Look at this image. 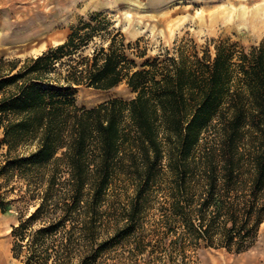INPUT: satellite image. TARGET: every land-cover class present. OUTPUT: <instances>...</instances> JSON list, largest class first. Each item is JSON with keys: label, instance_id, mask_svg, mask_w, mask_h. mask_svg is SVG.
Here are the masks:
<instances>
[{"label": "trees", "instance_id": "1", "mask_svg": "<svg viewBox=\"0 0 264 264\" xmlns=\"http://www.w3.org/2000/svg\"><path fill=\"white\" fill-rule=\"evenodd\" d=\"M79 35L19 70L0 59L9 149L0 180L20 178L40 198L14 229L26 263L101 264L143 239L137 224L164 174L173 179L169 218L182 221V235L237 253L251 248L264 223V43L237 52L224 41L214 59L206 51L140 65L119 34L92 57L73 58ZM123 83L133 99L75 104L76 88ZM123 184L132 193L117 204Z\"/></svg>", "mask_w": 264, "mask_h": 264}, {"label": "rangeland", "instance_id": "2", "mask_svg": "<svg viewBox=\"0 0 264 264\" xmlns=\"http://www.w3.org/2000/svg\"><path fill=\"white\" fill-rule=\"evenodd\" d=\"M35 21L38 25L25 38L10 33L29 29ZM77 28L76 59L92 57L102 46L109 48L117 34L132 45L127 55L140 65L181 54L203 57L206 51L214 59L216 46L224 41L236 44L237 52H251L264 43V0H0V59L18 61L19 70L28 60L66 43ZM73 96L79 107L93 108L113 98L130 100L136 94L123 83L110 91L79 87ZM8 150L0 126V166ZM172 186L170 174L152 182L146 213L137 224L143 239L132 240L101 264H264V223L251 248L241 253L197 242L182 235V221L169 218ZM126 188L123 184L115 190L117 204L127 202L132 189ZM39 199L20 178L0 180V264H27V250L15 248L14 229L37 210ZM136 242L143 243L146 251L131 256Z\"/></svg>", "mask_w": 264, "mask_h": 264}, {"label": "crops", "instance_id": "3", "mask_svg": "<svg viewBox=\"0 0 264 264\" xmlns=\"http://www.w3.org/2000/svg\"><path fill=\"white\" fill-rule=\"evenodd\" d=\"M38 25V23H36V21L34 22V24L31 26V28L29 29H21V30H11L10 33H14L16 36H18L19 38H25L27 36V31H30L31 29H34L36 26Z\"/></svg>", "mask_w": 264, "mask_h": 264}, {"label": "bare ground", "instance_id": "4", "mask_svg": "<svg viewBox=\"0 0 264 264\" xmlns=\"http://www.w3.org/2000/svg\"><path fill=\"white\" fill-rule=\"evenodd\" d=\"M15 35V34H14ZM18 37V36H17ZM33 39V38H32Z\"/></svg>", "mask_w": 264, "mask_h": 264}]
</instances>
